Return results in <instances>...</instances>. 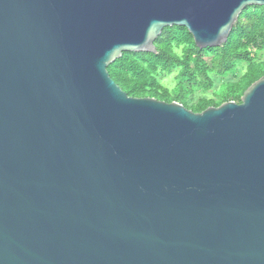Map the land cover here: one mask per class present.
I'll list each match as a JSON object with an SVG mask.
<instances>
[{
  "label": "water",
  "instance_id": "1",
  "mask_svg": "<svg viewBox=\"0 0 264 264\" xmlns=\"http://www.w3.org/2000/svg\"><path fill=\"white\" fill-rule=\"evenodd\" d=\"M264 0H0V264H264V77L194 113L108 67L166 28L227 44Z\"/></svg>",
  "mask_w": 264,
  "mask_h": 264
},
{
  "label": "trees",
  "instance_id": "2",
  "mask_svg": "<svg viewBox=\"0 0 264 264\" xmlns=\"http://www.w3.org/2000/svg\"><path fill=\"white\" fill-rule=\"evenodd\" d=\"M156 54L124 53L108 67L111 79L131 98L179 103L203 113L225 103H241L245 92L264 77V8L249 7L240 15L226 45L199 50L185 28H166L156 41ZM236 69L240 78L214 89V77L227 78ZM177 73V85H162L165 75ZM201 91L196 102L190 98Z\"/></svg>",
  "mask_w": 264,
  "mask_h": 264
},
{
  "label": "rangeland",
  "instance_id": "3",
  "mask_svg": "<svg viewBox=\"0 0 264 264\" xmlns=\"http://www.w3.org/2000/svg\"><path fill=\"white\" fill-rule=\"evenodd\" d=\"M242 73L243 72L240 69H236L230 74V76H228L225 79L214 77V89L211 92H209L207 96L210 97L214 91H218L219 89H221V87L224 84L237 80L238 78L241 77ZM176 76H177L176 72H174L171 75H165L164 77H162L161 80L162 85L168 87L169 89L174 88L177 85ZM201 93H202L201 91H198V93L192 96L190 99L196 102L198 98L201 96Z\"/></svg>",
  "mask_w": 264,
  "mask_h": 264
}]
</instances>
